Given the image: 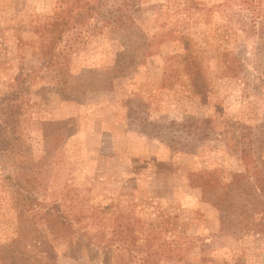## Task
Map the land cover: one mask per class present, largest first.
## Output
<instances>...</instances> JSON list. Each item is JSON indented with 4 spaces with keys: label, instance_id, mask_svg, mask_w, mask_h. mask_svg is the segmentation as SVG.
Wrapping results in <instances>:
<instances>
[{
    "label": "rangeland",
    "instance_id": "374dc122",
    "mask_svg": "<svg viewBox=\"0 0 264 264\" xmlns=\"http://www.w3.org/2000/svg\"><path fill=\"white\" fill-rule=\"evenodd\" d=\"M59 1L0 0V264H264V0L257 17L239 0L128 2L124 32L69 54L62 95L35 33Z\"/></svg>",
    "mask_w": 264,
    "mask_h": 264
},
{
    "label": "trees",
    "instance_id": "16d2710c",
    "mask_svg": "<svg viewBox=\"0 0 264 264\" xmlns=\"http://www.w3.org/2000/svg\"><path fill=\"white\" fill-rule=\"evenodd\" d=\"M239 1L243 5H246L247 9L254 13V16H261L260 10L254 12V0ZM128 2L133 3V0H120V2L117 1L112 5L113 7H108L109 9L105 7L106 9H104L101 0H93L92 3L88 0H60L53 15L36 20L37 25L35 26V33L38 40V50L43 59L39 72L41 73V71H44L53 77L54 84L52 88L54 91L62 95V92L68 89L70 84L67 69L69 54L77 51L79 48L78 46H80L79 44L83 42L86 35L91 36L100 34L104 29H109L113 32L125 31V28H127L128 23L131 21L130 14L134 7V4H129ZM181 4L187 7V9L195 6L193 0H182ZM81 11L85 13L86 18L83 21H77L75 19L76 14ZM90 19H92L91 23ZM185 51H187L186 54L175 57L183 59L185 67L188 69L195 67V58L193 59L191 57L187 48ZM234 62L235 60L232 59V61H229V64L233 65ZM124 65V62L120 60L118 56L108 73L119 75ZM231 71H233V69H231ZM33 76L35 75L32 74L28 78H18L12 81V87L15 88L16 93L7 97V101L10 99L12 100L3 110L8 113L10 112L6 119L1 121L4 127H8V124H15L17 121L18 114L16 112L19 109L18 104L22 97L19 93L20 91H27L24 87ZM196 76L195 74L190 75L192 82L195 80ZM44 216L51 218V216L47 214ZM45 217L42 216V218L46 220ZM47 228L49 233L53 235L65 234L66 230H68V228L64 227V222L57 216L50 221L48 220ZM69 233L73 234V231L69 230ZM43 245L44 247L48 246L45 243H43ZM46 248L47 247L41 251V259L48 258V260H50L52 259L53 251H50V246H48V248H50L49 250Z\"/></svg>",
    "mask_w": 264,
    "mask_h": 264
}]
</instances>
